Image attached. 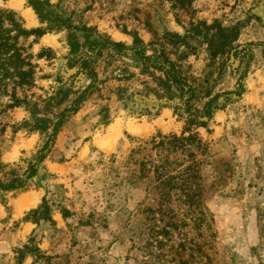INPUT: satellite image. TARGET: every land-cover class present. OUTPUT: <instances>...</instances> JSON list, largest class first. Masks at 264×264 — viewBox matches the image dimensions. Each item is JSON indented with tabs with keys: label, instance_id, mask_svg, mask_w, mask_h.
<instances>
[{
	"label": "rangeland",
	"instance_id": "obj_1",
	"mask_svg": "<svg viewBox=\"0 0 264 264\" xmlns=\"http://www.w3.org/2000/svg\"><path fill=\"white\" fill-rule=\"evenodd\" d=\"M13 1L0 7L42 33L20 39L34 84H0V180L24 182L0 187V264H264V0H47L66 21L51 29L28 0ZM194 26L202 32L194 35ZM167 33L194 48L167 45L198 85L190 108L199 117L179 92L158 97L138 78L120 80L119 69L140 73V55L105 47L111 40L130 48L138 36L154 58ZM222 33L232 41L212 58ZM212 98L207 118L201 109ZM190 135L186 148L153 142ZM193 160L201 227L186 215L181 189L159 184ZM170 221L178 224L173 240L162 234L158 247L153 232Z\"/></svg>",
	"mask_w": 264,
	"mask_h": 264
},
{
	"label": "trees",
	"instance_id": "obj_2",
	"mask_svg": "<svg viewBox=\"0 0 264 264\" xmlns=\"http://www.w3.org/2000/svg\"><path fill=\"white\" fill-rule=\"evenodd\" d=\"M30 6L36 11L38 16L41 18L42 22L44 20H48L50 23V27L48 29L53 28V25H57L59 22L66 21L58 13H54L49 9L51 4L47 0H28ZM55 23V24H54ZM41 32L42 30H28L24 27L20 18L17 17V14L13 10L4 9L0 7V84L4 82L7 78L12 80L13 84L17 87L27 86L30 87L34 84V65L31 62L32 56L30 54L25 53L26 48L20 45L21 38H29L33 34ZM192 32L194 35L201 33L202 31L198 26H194L192 28ZM187 36H182L178 33H167L166 38L169 42H162L161 48L158 51V55L154 58L152 56L147 55V51L152 48V44L146 45L144 42L137 36L134 40V45L128 48L122 42H113L111 40H107L106 46H111L117 52V55L123 53L124 49H130L136 54L140 55V60L142 61L141 70L139 74L131 73L128 71H124L119 69L120 72L118 76L120 80H131L133 78L140 79L141 83L145 85L146 89L149 91H155L158 97L167 96V98H173L174 92H179L182 98L184 99L187 112L191 116L199 117L200 109H196L195 111L190 108L192 101L197 97L198 93V85L194 86L190 82V76L185 73L184 66L179 64L175 60L171 59L169 56L167 45L174 47L176 51H181L182 46L187 48V50H193L194 48L190 46L189 42L186 40ZM221 42L217 43L215 41L211 42L212 52L211 57H216L218 54L223 53L225 48L228 46V42L232 41L231 38L226 34H221L220 38ZM157 49V48H155ZM173 49V48H172ZM174 50V49H173ZM182 54L188 55V51H183ZM183 57V56H181ZM83 69L90 70L92 73V77H97V73L90 66V60H83ZM155 86H152V85ZM123 92L126 91V88L122 89ZM128 90V89H127ZM201 92V91H200ZM206 95H209L210 90L204 92ZM188 95V98H185ZM214 98L210 99L202 112V116L207 118H212L213 116V108L212 102ZM81 102H75L76 107L75 110L78 109L79 104ZM74 110V111H75ZM65 115V111L60 114V119L56 122V130H58L59 126L63 123V117ZM192 119V118H191ZM193 124H199L200 126H204L206 121H195L190 120ZM193 135L190 136H170L163 137L161 141L156 142L153 140L155 147L162 148L165 145L169 148H186L189 146V142L192 143L194 141ZM39 160L42 162L43 157L40 156ZM165 162V160H163ZM195 160L192 161L190 165H185V168L178 173V175H168V176H159V184H163L168 190L170 189H181V193L184 194L185 200L184 205L187 206V214L193 220L196 227H201L205 222L203 211L201 210V206L203 203L201 202V186L197 183L198 179V169L196 165H194ZM162 169L166 168L165 164H161L156 166V170L159 172ZM31 174L34 175L37 172L35 166L31 168ZM0 187H4L6 189H17L23 188L24 182L19 178H14L9 184H3L0 180ZM168 193L164 192L161 197V207L164 204L166 199V195ZM44 208H40L44 210L43 216L47 217V213L49 211V207L47 202H44ZM163 209V207H162ZM160 208V210H162ZM39 210V209H38ZM38 210H36L38 212ZM153 213L156 212L155 209H152ZM175 216V215H174ZM156 220V217L154 218ZM182 225H185L183 223ZM178 227V224L174 221H170L162 228H157V232H153L154 240L158 247H162L165 243L160 237V235L164 234L168 238L173 240V233L171 228ZM153 230V227L151 228ZM156 229V228H155ZM186 240L180 242L181 249L186 248ZM153 257V256H152ZM181 264H187L188 261L182 260Z\"/></svg>",
	"mask_w": 264,
	"mask_h": 264
},
{
	"label": "bare ground",
	"instance_id": "obj_3",
	"mask_svg": "<svg viewBox=\"0 0 264 264\" xmlns=\"http://www.w3.org/2000/svg\"><path fill=\"white\" fill-rule=\"evenodd\" d=\"M13 4L14 5H16V6H18V7H20L21 6V4L19 3V0H14L13 1ZM24 15H25V17L28 19V20H30V19H35V17H34V13H33V10L32 9H27L26 11H25V13H24ZM32 23V22H31ZM103 144H106V146H110L112 143H109L107 140L106 141H104V143Z\"/></svg>",
	"mask_w": 264,
	"mask_h": 264
}]
</instances>
